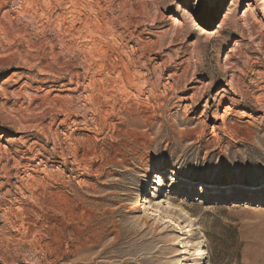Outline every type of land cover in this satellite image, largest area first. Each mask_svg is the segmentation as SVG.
<instances>
[{
	"label": "rangeland",
	"instance_id": "rangeland-1",
	"mask_svg": "<svg viewBox=\"0 0 264 264\" xmlns=\"http://www.w3.org/2000/svg\"><path fill=\"white\" fill-rule=\"evenodd\" d=\"M0 264H264V0H0Z\"/></svg>",
	"mask_w": 264,
	"mask_h": 264
},
{
	"label": "bare ground",
	"instance_id": "bare-ground-1",
	"mask_svg": "<svg viewBox=\"0 0 264 264\" xmlns=\"http://www.w3.org/2000/svg\"><path fill=\"white\" fill-rule=\"evenodd\" d=\"M141 207V205L138 203V205L135 207V210H137L138 208H140ZM175 208V207H174ZM186 216H187V213L185 214ZM189 220H190V218H188ZM190 222H191V220H190ZM183 226V225H182ZM196 227L194 226V225H192V230L190 231L191 233V235L192 234H194L195 233V236L197 235V233H196V229H195ZM177 229L179 230V231H181L182 230V228H181V225H179V224H177ZM177 230V231H178ZM199 253H203L201 250L199 251ZM201 256H204L203 254L201 255Z\"/></svg>",
	"mask_w": 264,
	"mask_h": 264
}]
</instances>
